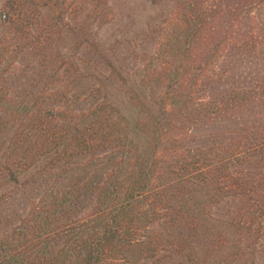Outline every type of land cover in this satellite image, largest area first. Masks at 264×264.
Returning <instances> with one entry per match:
<instances>
[{
    "label": "trees",
    "instance_id": "obj_1",
    "mask_svg": "<svg viewBox=\"0 0 264 264\" xmlns=\"http://www.w3.org/2000/svg\"><path fill=\"white\" fill-rule=\"evenodd\" d=\"M107 1L116 15L99 42L141 23L138 4L162 3ZM172 2L173 27L146 69L110 68L98 88L74 91L85 107L63 125L56 55L70 57L74 89L91 77L85 57L46 41L69 31L70 1L0 0V264L245 255L252 219H264V0ZM219 197L225 214L209 211Z\"/></svg>",
    "mask_w": 264,
    "mask_h": 264
},
{
    "label": "rangeland",
    "instance_id": "obj_2",
    "mask_svg": "<svg viewBox=\"0 0 264 264\" xmlns=\"http://www.w3.org/2000/svg\"><path fill=\"white\" fill-rule=\"evenodd\" d=\"M69 1L71 4V10L66 12V20L70 23L67 27L69 31L66 29L62 32H57L58 29H56L51 36L45 33L46 41L49 42V38L54 36L56 40H59L62 46H67V52L69 55L71 54L75 59L85 57L86 61L84 63L87 65L89 64L90 68L87 71L91 77L89 81H87L86 84L84 83L79 89H74V87L70 85L73 70V65L69 59L70 57L56 55V68H59V72L56 76L57 80L55 83H57L58 86L61 85L62 87V94L60 95L61 101L67 102L69 100L68 106L65 105L61 108L63 109L62 111L66 112L62 117L63 121L61 123H63V125L68 123L70 112L75 109L79 110L81 107H85V102L77 104L76 101H71L74 91L77 90L78 92H83L85 89L84 93L87 92L88 94L91 89L97 87L99 82L105 78V75L109 72L110 68H113L112 73L116 76L118 75L116 71H119L117 69L119 67L125 69L126 71H132L134 69H137L138 71L141 68L146 69L149 63L153 61V56L157 51L156 49L158 48L160 41H163L166 38L167 30L173 27L171 20L175 16L171 13L173 8L172 0H162L160 7L152 10L138 4L140 8L137 9L135 14L136 17L139 16V22L141 23H137L136 27L131 29L122 25L119 30H113L114 37L111 38V40H105V37L104 39L101 38L102 42H99L97 40L98 32H100L99 25L106 22L101 28V32H103L102 29L106 28L107 23L114 18L116 11L109 7L107 0ZM210 3V13H212L215 9H218L220 6V2L218 1L215 3L211 1ZM214 4H216L215 8L213 7ZM45 18L46 19L42 24V35L43 32L46 31L44 29H47L45 27L50 29V17L46 15ZM236 21L237 20L235 19L234 22L236 23ZM161 25H163L164 28H162ZM100 37H102V35H100ZM81 51L88 53L83 55ZM38 61H41L40 57L36 59V62ZM41 65L42 69L46 66L45 62ZM25 67H35L32 64V58H28L27 61L25 60ZM115 68L116 71L114 70ZM260 68L264 70V61ZM254 75L256 77V74ZM203 77L204 75H202V79ZM94 84H96V86H94ZM200 92L201 90H199V87L197 89L195 88V90L191 92V96H198ZM219 198L221 199V197ZM229 207L231 213L234 214V205ZM209 208L211 209H209V211L214 214H225L229 210L228 199L224 197L223 199L214 202ZM252 220L255 222V234H250L248 236V249L244 252L245 255L243 257H234L231 264H264V219ZM259 223L263 224V228L260 232L257 228ZM163 256L165 255H160L157 259L163 258ZM178 261L179 258H175V263ZM141 263L156 264V260L151 258L143 260L140 264ZM107 264H110L109 260H107Z\"/></svg>",
    "mask_w": 264,
    "mask_h": 264
}]
</instances>
